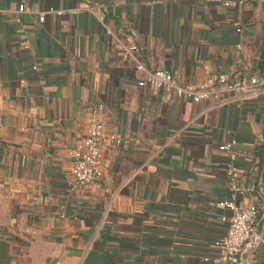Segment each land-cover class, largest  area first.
Instances as JSON below:
<instances>
[{"label": "crops", "instance_id": "1", "mask_svg": "<svg viewBox=\"0 0 264 264\" xmlns=\"http://www.w3.org/2000/svg\"><path fill=\"white\" fill-rule=\"evenodd\" d=\"M224 1L0 0V264H216L201 258L228 229L218 144L230 136L241 182L260 191L238 206L259 202L264 264V89L165 100L98 19L122 39L134 31L140 61L188 84L264 73V0ZM50 7L83 9L41 22ZM96 103L120 141L104 147L103 188H78Z\"/></svg>", "mask_w": 264, "mask_h": 264}, {"label": "built area", "instance_id": "2", "mask_svg": "<svg viewBox=\"0 0 264 264\" xmlns=\"http://www.w3.org/2000/svg\"><path fill=\"white\" fill-rule=\"evenodd\" d=\"M244 1L246 0H227L223 3L230 6ZM101 7L102 5L87 6L84 9L95 14V10H100ZM82 9L81 7L69 9L50 7L47 10L38 11V13L40 21L44 22L49 14L62 15L66 12L78 14ZM20 11H25V7L21 6ZM98 19L105 28L106 33L113 35L116 39L119 51L130 57L137 69L142 72L143 77L138 81V85L140 87L153 86L162 89L165 100L177 98L194 102L212 101L221 100L226 94L255 98L264 89V73L232 75L231 73L220 72L199 84H188L179 75L169 70L151 69L138 58L139 46L134 31H131L125 39H122L105 22V15H100ZM238 30L241 31V28H238ZM105 110L106 106L103 103H96L91 107L86 136L75 155V161L71 169L75 187L103 188L104 147L106 143L114 144L120 141L116 135L107 132L104 121ZM237 142L235 137L230 136L218 144L219 150L226 155L225 170L230 190V197L221 200L219 205L230 210L231 214L223 217L228 222V229L214 243L216 254L214 256L205 255L201 258L202 261L211 260L216 264H258L254 252L263 240L262 230L259 229V226H262L259 222V202L239 207L238 200L241 195L247 193H254L260 197V191L255 185H245L241 182V172L237 162Z\"/></svg>", "mask_w": 264, "mask_h": 264}, {"label": "water", "instance_id": "3", "mask_svg": "<svg viewBox=\"0 0 264 264\" xmlns=\"http://www.w3.org/2000/svg\"><path fill=\"white\" fill-rule=\"evenodd\" d=\"M263 58H264V53H263Z\"/></svg>", "mask_w": 264, "mask_h": 264}]
</instances>
